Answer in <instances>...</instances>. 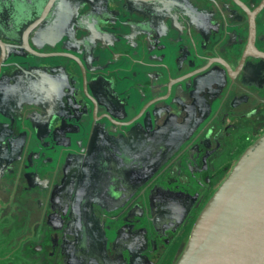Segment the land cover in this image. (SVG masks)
<instances>
[{
  "label": "flooded vegetation",
  "instance_id": "af4514ba",
  "mask_svg": "<svg viewBox=\"0 0 264 264\" xmlns=\"http://www.w3.org/2000/svg\"><path fill=\"white\" fill-rule=\"evenodd\" d=\"M264 136V0H0V264H175Z\"/></svg>",
  "mask_w": 264,
  "mask_h": 264
},
{
  "label": "water",
  "instance_id": "95a60500",
  "mask_svg": "<svg viewBox=\"0 0 264 264\" xmlns=\"http://www.w3.org/2000/svg\"><path fill=\"white\" fill-rule=\"evenodd\" d=\"M175 264H264V136L204 207Z\"/></svg>",
  "mask_w": 264,
  "mask_h": 264
}]
</instances>
